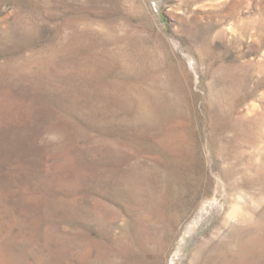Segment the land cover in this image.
I'll list each match as a JSON object with an SVG mask.
<instances>
[{"label":"rangeland","instance_id":"obj_1","mask_svg":"<svg viewBox=\"0 0 264 264\" xmlns=\"http://www.w3.org/2000/svg\"><path fill=\"white\" fill-rule=\"evenodd\" d=\"M0 264H264V0H0Z\"/></svg>","mask_w":264,"mask_h":264}]
</instances>
